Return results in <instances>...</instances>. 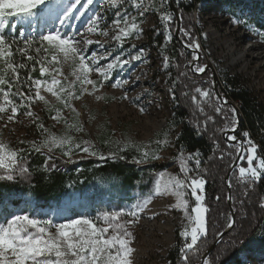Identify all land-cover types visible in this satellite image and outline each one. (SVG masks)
I'll use <instances>...</instances> for the list:
<instances>
[{
	"label": "rangeland",
	"instance_id": "374dc122",
	"mask_svg": "<svg viewBox=\"0 0 264 264\" xmlns=\"http://www.w3.org/2000/svg\"><path fill=\"white\" fill-rule=\"evenodd\" d=\"M215 2L216 0L207 4L200 0L195 3L193 20L200 34L199 40L196 41L199 48L186 47L184 44L183 48L190 51L192 56L198 57L189 63L191 72H195L193 69L197 63L202 59L206 60L207 65L203 67L213 72L218 93L226 102L218 98L219 101L229 104L232 110L235 109L233 113L236 119L233 125L235 127L236 113H239L241 103L226 99L227 89H222L218 74L223 73L228 77L239 76L241 85L247 86L257 101L264 106V36L258 31L253 32V27L245 23L242 16L246 14V9L242 11L236 9L232 14L228 11V5H222L218 9L217 4L214 5ZM137 3L141 6L133 5L132 0H123L117 5H110L109 0H92L91 4H87V0H79L78 3L77 0H49L46 5L41 6L43 11L31 18L18 20L10 17L5 20L4 34L8 41L15 40L16 29L19 40L21 37L31 39L33 31L40 25V35L60 29L80 39L81 47L84 40H92L93 43L87 47L84 55L95 54L97 64L101 67L116 61L117 58L128 63L117 64L111 70L109 79L102 85L100 83L102 77L95 71L91 72L89 78L97 82L95 91L92 85L82 87L76 82L71 91L74 97L78 96L79 99L73 97L69 101L71 107H65L51 93L41 88V95L48 103L39 100L31 103L32 116L17 113L15 119L9 121L10 108L6 113H0V143L16 150L22 142L32 139L36 145L41 146L50 135L57 138L66 136L70 138L71 143L53 145L51 150L47 146L40 148L51 153L59 152L68 160L91 156L81 150L85 146L86 137L95 143L97 138L105 137L108 142L115 141L124 146L138 148L142 156L147 152L149 154L147 159L151 161L140 163V166L162 165L163 169L156 172L151 181L146 177L141 178L140 184L132 190L120 193L115 181L110 178L98 179L89 186L88 191L66 196L56 205L47 208H39L28 197H24L19 207L14 208L12 215H28L30 218L63 223L80 217L94 218L106 211L127 210L131 205L150 197L151 202L140 212L138 221L128 226L133 234L130 245L134 249L132 264H168L167 257L170 251L177 249L182 253L185 250L184 245L191 243L190 236L184 237L180 233L186 228L189 233L191 232L194 222L190 224L188 217L194 216L192 208L196 206V201L191 195L190 187H185L182 191L188 207L186 210L178 209L174 207L177 197L164 191L163 186L172 178L187 179L186 183H189L197 165L194 159L187 161L190 171L184 179L185 174L180 171L179 157L181 155L188 157L191 153L175 147V138L179 132V127L174 126L173 119L176 106L173 92L175 79L169 60L165 62L166 53H163L164 46L170 44V39L166 37L171 36L168 27L175 22L174 15L167 9L166 0H137ZM72 4L76 7L61 25L57 16L62 17L63 9ZM50 7L53 8L51 14ZM167 13L172 14V19L164 22L161 16ZM97 17L98 30L87 32L89 22ZM125 18L129 24L136 23L138 30H133L129 36L117 41L114 37L119 33V28L125 26ZM237 18H241L239 23ZM115 20L121 21L119 27L114 24ZM177 27L179 28V25ZM13 45L16 48L20 47L16 43ZM133 56L140 58L133 60ZM60 59L62 61L60 64L46 63V66L59 68L62 75L46 73L45 80L50 82L53 76H56L61 81V85L56 87L67 88L75 80V76L72 75L74 65L71 61L63 62L62 57ZM50 60L51 57L48 61ZM125 81L127 83H124ZM117 82L119 86L112 87ZM210 87L214 90V80L210 81ZM202 90L209 91L208 87H203ZM50 107L55 108V113L47 119L44 110ZM57 109L60 115L58 120L53 119L57 115ZM76 126L82 130L77 131ZM233 126L226 129L222 137L227 143L235 145V142L226 139L229 135H235V132L229 133ZM65 152L68 155H65ZM152 154H155V159L151 158ZM99 155L101 154L98 153ZM236 160H238L236 168L239 169L244 159L239 158L237 154ZM234 169L228 171L229 176ZM158 181L161 193L156 195L154 192ZM187 192L192 200L191 205ZM12 215L8 219H11ZM50 231L54 232L55 229ZM236 256V260L230 262L228 258L220 264H264V246L254 239Z\"/></svg>",
	"mask_w": 264,
	"mask_h": 264
},
{
	"label": "trees",
	"instance_id": "16d2710c",
	"mask_svg": "<svg viewBox=\"0 0 264 264\" xmlns=\"http://www.w3.org/2000/svg\"><path fill=\"white\" fill-rule=\"evenodd\" d=\"M199 1L166 0V7L173 13L175 22L169 24L170 44L164 46L163 53L168 57L175 79L173 92L176 106H174L173 119L174 126L179 127L175 147L184 152H199L201 163L190 177L203 178L206 181L202 202L208 209L205 215L206 233L200 236L191 249H185L182 253L177 249L170 251L167 257L168 264H201L204 253L231 222V208L235 222L207 254L206 259L209 264H220L228 258L230 262L236 260L237 253L254 239L264 246V208L261 207V204H264V177L254 183L243 182L239 178L238 168H235L229 176L228 185L225 183V176L237 157V151L234 144L224 140L222 134L233 126L232 120L235 117L230 105L220 102L210 87L213 72L210 69L202 74L191 72L189 63L193 60V56L190 51L183 48V44L187 47L190 43L199 40L200 34L193 20L194 6ZM204 1L211 4L215 0ZM225 4L232 14L236 9L241 11L246 9V14L242 16L245 23L253 27V32L258 31L264 36V0H216L214 5L219 9ZM177 25H179L181 42L174 35ZM40 29L38 25L32 33V38L36 41L41 33ZM14 34L15 40L9 41L13 51L17 49L13 43L24 47L26 39L21 37L19 40L18 29ZM39 47L40 45L34 41L30 51L34 59L26 62L28 64L26 69L20 70V81L11 89L13 94L19 90L27 92L28 88L24 85L29 72L33 78L46 79V74L44 77L40 76L39 65H36L35 71H31L37 59L48 61L53 54L44 53L42 50L37 54L36 49ZM14 60L17 63L23 62L19 54L14 56ZM196 65L203 67L207 62L202 59ZM2 67L3 64L0 62V68ZM8 78H11V73L8 74ZM218 79L221 81L220 85L227 89L226 99L241 103L235 136L239 140H244L242 133L247 131L250 139L258 146V156L264 157V106L257 101L247 86L241 85L239 76L228 77L221 73L218 74ZM203 87H208L210 96L201 99L195 89H203ZM193 96L197 97L196 102H193ZM11 98L17 105L20 104L18 95H13ZM28 103L25 101L24 106L19 107V114H25L30 110ZM217 107L221 111L217 112L215 110ZM54 113V107L44 110L47 119ZM85 139L90 142L92 150L103 155L105 159L101 160L98 155H91L68 160L59 152L51 153L42 148L37 152L33 147L36 145L34 139L22 142L17 148L22 151L18 164L12 172L14 179L12 181L0 179V223H6V219L12 215L14 208L19 207L24 197H28L39 208H47L56 205L66 196L88 191L93 182L105 178L115 181L120 193H123L139 185L141 178L146 177L151 181L152 176L163 169L162 165L140 166V163H136L142 158L138 148L124 146L115 141L108 142L105 137L97 138L96 143L89 137ZM148 161L151 160L145 159L142 163ZM246 166L245 158L240 167ZM21 168L27 171L21 172ZM4 175L6 173L0 169V176ZM185 181L187 182V179ZM197 192L200 194L199 191ZM187 198L191 205L192 200L188 192Z\"/></svg>",
	"mask_w": 264,
	"mask_h": 264
},
{
	"label": "snow or ice",
	"instance_id": "6c2138e0",
	"mask_svg": "<svg viewBox=\"0 0 264 264\" xmlns=\"http://www.w3.org/2000/svg\"><path fill=\"white\" fill-rule=\"evenodd\" d=\"M49 0H0V62L3 67L0 68V113H6L9 108L11 115L8 116V120H14L20 106H24V102L28 101V107H31V103L35 100L44 101L45 104L48 101L43 95H41V88L44 91L51 93L65 107H71L69 101L74 97V93L71 91L73 85L79 82L80 85H92L93 91L96 90L97 82L89 78V74L95 71L102 77L100 81L101 85L104 81L109 79L111 70L117 66V64H126L128 61H121L119 58L116 61L108 63L106 66L101 67L97 64V57L95 54L91 56H85L84 52L89 45L93 43L92 40H84L83 47H81L80 39L75 36L62 32L60 29L50 30L46 33L39 35L38 41L35 38L24 40V47H19L13 51V46L9 43L5 36V20L10 17H15L18 20L24 18H31L37 13L43 11L42 5H46ZM79 0H77V3ZM123 0H109L110 5H117L122 3ZM92 0H87V4H91ZM133 5L140 7L141 4L137 3V0H132ZM87 6V5H85ZM76 5L72 4L69 7L63 9V16H57L60 19L61 25L68 19L73 8ZM53 12V8H49V14ZM172 19V14L167 13L161 16V20L169 22ZM99 18H93L87 27V32L92 33L98 30ZM241 18H237L239 23ZM121 21L115 20L114 24L119 27ZM124 27L119 28V33L114 37L115 40L121 41L124 37L129 36L133 30H138L136 23L129 24L127 19H124ZM187 34V33H185ZM166 39H171L167 36ZM40 45L36 49L37 54L52 52L51 60L37 59L36 64L32 66L31 71H35L36 65H39L40 76L44 77L46 73L54 72L56 75H62L59 68H50L47 64H60L61 57L63 62L71 61L74 65L72 75L75 76V80L72 81L67 88L61 86V81L53 76L51 81L44 79L33 78L31 72H29L25 87L28 88V92L19 90L13 94L11 89L14 84L20 81V70L28 67L27 61L34 59L30 54L31 46L33 42ZM188 47L199 48V44L192 42ZM19 54L23 62H15L14 56ZM139 56H133L132 59H139ZM167 57L165 62L167 63ZM198 59L193 55V60ZM91 61V63H89ZM197 73H203L206 67H195L193 69ZM11 73V78H8V74ZM124 83H127L126 81ZM7 86V88H5ZM119 82L112 85V87H118ZM86 91L87 89L84 88ZM34 91V94H33ZM196 93H199L201 99L210 96V92L202 90L200 88L195 89ZM66 94V95H65ZM13 95L20 97V104L11 98ZM74 98L79 99L78 96ZM100 99V97H96ZM126 98V97H125ZM193 102H196L197 97H192ZM217 112L221 111L219 107L215 109ZM57 115L53 119H60L59 109L56 110ZM143 111V109H141ZM235 113V109L232 110ZM28 116H32L33 113L29 110L25 113ZM211 117H209L210 119ZM232 124L235 125V119L233 118ZM42 127V125L40 126ZM76 130H82L76 126ZM235 131V127L231 129ZM244 137L243 141L237 142L234 146L237 154L243 153L239 158L247 161L246 167H239V178L243 182L254 183L264 177V157L258 156V146L250 139V134L245 131L242 133ZM229 141H237L235 135H229L227 137ZM66 143H71L69 137L57 138L55 136H49L46 138L40 147H49L59 145L62 146ZM81 150L89 155H98L92 150L91 144L88 141L84 142ZM38 152L40 147L33 145ZM76 147H81L76 145ZM20 149H10L7 145L0 143V169L4 170L6 175L0 176V179H6L12 181L14 176L12 172L20 159ZM65 155H68L65 152ZM149 157V154L145 152L141 159L136 163H142ZM123 159V157H120ZM152 159H155V154H152ZM99 159L103 160L105 157L99 155ZM180 159V171L187 176L190 169L187 166L188 160H195L197 167L201 163L199 159V152L191 153L188 157L181 155ZM255 161V164H254ZM21 172H26L27 169L21 168ZM206 181L203 178H191L189 183L179 178H172V180L163 186V190L173 194L177 197V203L174 207L178 209H187L188 202L184 199V192L182 189L190 187L191 195L196 201V206L192 208L194 216L188 217L190 224L194 222V226L191 227V232L183 230L181 236H190L191 243H186L184 249H191L199 240L202 234L206 233V219L205 215L208 211L203 206L204 200V187ZM231 187V185H229ZM199 190V193L197 192ZM161 193L160 182H157L154 194ZM151 202V198H147L136 204L130 206L129 209H120L118 211L102 212L94 218L80 217L77 219H69L63 223H54L52 220H39L30 218L28 215H12L11 219H6V223H0V264H132V254L134 249L130 246L132 243L133 234L129 230V225L135 224L139 219V214L144 210L148 203ZM264 208V204H261ZM124 217H130L124 219ZM234 219L229 223L228 227L231 228L234 224ZM55 229L54 232L50 231ZM182 249V251L184 250ZM186 258V257H185ZM203 264H209V261L205 259Z\"/></svg>",
	"mask_w": 264,
	"mask_h": 264
},
{
	"label": "water",
	"instance_id": "95a60500",
	"mask_svg": "<svg viewBox=\"0 0 264 264\" xmlns=\"http://www.w3.org/2000/svg\"><path fill=\"white\" fill-rule=\"evenodd\" d=\"M178 32H179V28L177 27L176 28V32H175V38L179 41V42H181L180 41V39H179V37H178ZM213 80H214V90H215V93H216V95L218 96V98H222V96L218 93V90H217V88H216V83H215V78L213 77ZM223 102H226V101H224L223 99H221ZM236 117H237V122H236V126H235V131L237 130V126H238V123H239V115H238V113H236ZM235 131H230L229 133H234ZM223 136H224V134H223ZM227 139V138H226ZM231 142H235V144L237 143V142H239V140H237V141H231ZM240 155H243V153H240L239 154V156ZM237 164H238V160H236L235 162H234V164L232 165V167H231V169L229 170V171H231L232 169H234V168H236V166H237ZM229 173L230 172H228L227 173V175L225 176V183L228 185V178H229ZM228 201L230 202V192L228 191ZM234 219V212L232 211V208H231V221ZM230 228L229 227H227V229L223 232V233H221L217 238H216V240L211 244V246L209 247V249L207 250V252L204 254V256H203V258H202V264H203V261L205 260V257L207 256V254L216 246V244L218 243V241L221 239V237L223 236V234L224 233H226L228 230H229Z\"/></svg>",
	"mask_w": 264,
	"mask_h": 264
},
{
	"label": "built area",
	"instance_id": "2783aa9c",
	"mask_svg": "<svg viewBox=\"0 0 264 264\" xmlns=\"http://www.w3.org/2000/svg\"><path fill=\"white\" fill-rule=\"evenodd\" d=\"M222 89H223V87H222Z\"/></svg>",
	"mask_w": 264,
	"mask_h": 264
}]
</instances>
